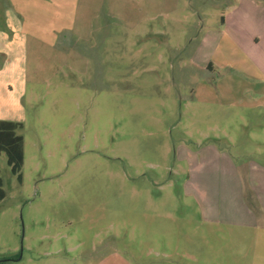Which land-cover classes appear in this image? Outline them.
<instances>
[{
  "label": "rangeland",
  "instance_id": "obj_1",
  "mask_svg": "<svg viewBox=\"0 0 264 264\" xmlns=\"http://www.w3.org/2000/svg\"><path fill=\"white\" fill-rule=\"evenodd\" d=\"M245 4L257 5L81 0L78 13L38 9V29L23 31L4 7L0 120L21 124L25 162L20 183L0 154V264H99L110 254L108 264H264V217L231 200L207 205L189 186L193 151L225 125L248 134L238 125L246 111L218 103L226 73L206 70L223 13ZM29 32L65 40L35 45ZM213 170L233 194L235 175Z\"/></svg>",
  "mask_w": 264,
  "mask_h": 264
},
{
  "label": "crops",
  "instance_id": "obj_2",
  "mask_svg": "<svg viewBox=\"0 0 264 264\" xmlns=\"http://www.w3.org/2000/svg\"><path fill=\"white\" fill-rule=\"evenodd\" d=\"M253 1L257 5H236L223 13V20L220 23L224 33L220 34L217 42L214 43V49L206 67L208 74L220 70L226 73L217 85L213 84L217 90L215 93L222 99L218 103L223 108H237L246 111L245 116L239 118L238 125L241 131L248 134L239 132L236 137L229 132L225 125L223 136L210 137L211 139L207 140L206 145L202 144L193 151L191 154L193 169L190 173L189 186L190 194L196 199H202L207 205H219L221 204L220 200H231L238 206L248 205V210L251 211L250 216L263 218L264 67L262 65L264 56L260 52H264V48L261 46L264 45V0ZM70 5H73L76 8L74 12L78 13L81 0H0V14H3L4 7L8 6L10 11L16 15L15 29H19L18 24L22 22L24 23L21 27L23 31L25 24L29 23L28 25L31 27L38 26L36 20L30 17L38 12V9L46 10L47 15L55 7L65 13L64 10ZM6 23L7 21L0 17L1 26L4 27ZM34 26L33 29H38ZM54 29V25L51 27L50 24L48 27L39 26V30ZM59 29L64 31L62 26H59ZM16 36L23 37L22 35ZM24 36V39L35 40L33 41L35 45H53L57 44L59 40H65V35H62V32H58L55 39L48 32L43 35L29 32ZM209 40V36L206 35L200 42V46L204 47L206 44H210ZM232 63L239 64V66L234 68ZM243 63L244 65L241 67L240 65ZM236 71H238L237 74H242L240 75L242 79L238 77L226 78L229 73ZM260 72L263 76L260 75ZM206 83V86L214 92L213 85L208 80ZM242 137L245 139L242 140ZM216 163L218 164L215 165ZM213 168V172L220 175L219 177L216 174L218 179L224 178L228 172L235 175V187L231 189L228 184V191L233 190V194L224 195L226 191L224 183L223 181H214L211 173ZM203 175L205 185H201L199 182ZM220 191L223 193L220 194ZM111 255L98 256L99 264H108L111 260L113 262L114 258L112 259ZM162 255L168 256V253H162ZM116 257L117 263H120L119 260L124 263V259ZM125 264L129 263L125 261Z\"/></svg>",
  "mask_w": 264,
  "mask_h": 264
},
{
  "label": "trees",
  "instance_id": "obj_3",
  "mask_svg": "<svg viewBox=\"0 0 264 264\" xmlns=\"http://www.w3.org/2000/svg\"><path fill=\"white\" fill-rule=\"evenodd\" d=\"M223 20V17L221 18ZM21 127L18 122L0 120V154L7 155V163L11 172L15 175L20 183L23 181L21 173L25 162L24 137L17 135L16 131ZM6 197L4 182L0 170V201Z\"/></svg>",
  "mask_w": 264,
  "mask_h": 264
}]
</instances>
